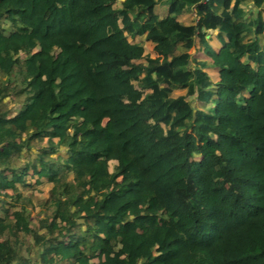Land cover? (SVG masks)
Returning a JSON list of instances; mask_svg holds the SVG:
<instances>
[{"label":"trees","instance_id":"obj_1","mask_svg":"<svg viewBox=\"0 0 264 264\" xmlns=\"http://www.w3.org/2000/svg\"><path fill=\"white\" fill-rule=\"evenodd\" d=\"M0 264H264V0H0Z\"/></svg>","mask_w":264,"mask_h":264}]
</instances>
